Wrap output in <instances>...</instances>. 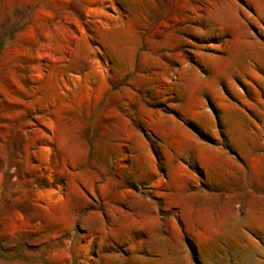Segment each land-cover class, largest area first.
I'll list each match as a JSON object with an SVG mask.
<instances>
[{"label":"rangeland","instance_id":"rangeland-1","mask_svg":"<svg viewBox=\"0 0 264 264\" xmlns=\"http://www.w3.org/2000/svg\"><path fill=\"white\" fill-rule=\"evenodd\" d=\"M0 264H264V0H0Z\"/></svg>","mask_w":264,"mask_h":264}]
</instances>
